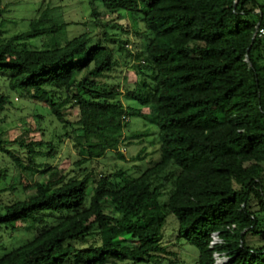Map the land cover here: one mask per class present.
<instances>
[{
    "label": "trees",
    "instance_id": "trees-1",
    "mask_svg": "<svg viewBox=\"0 0 264 264\" xmlns=\"http://www.w3.org/2000/svg\"><path fill=\"white\" fill-rule=\"evenodd\" d=\"M87 1L91 26L102 27L98 37L85 31L28 48L71 25L49 4L21 33L5 37L0 24V113L12 106L11 94L47 109L77 152L74 168L110 152L123 158L119 147L141 137L124 135L129 118H144L158 128L157 160L131 179L122 170L67 178L52 165L60 146L27 140L33 129L19 121L24 136L15 150L0 136V229L23 222L34 236L0 264H159L169 215L176 238L196 250L195 264H215L214 255L228 264H264V0ZM125 14L136 25L124 34L143 49L109 34ZM109 42L137 62L138 79L125 91L109 84L121 73ZM34 116L39 127L42 116ZM133 160L143 161L140 154ZM34 175L32 184L21 182ZM19 186L32 193L5 201L2 194L13 197Z\"/></svg>",
    "mask_w": 264,
    "mask_h": 264
},
{
    "label": "rangeland",
    "instance_id": "rangeland-1",
    "mask_svg": "<svg viewBox=\"0 0 264 264\" xmlns=\"http://www.w3.org/2000/svg\"><path fill=\"white\" fill-rule=\"evenodd\" d=\"M51 5L53 8L59 7L54 13L56 16H60L64 22L71 24L64 32L56 36L55 38H40L28 41L26 46L33 49H45L52 46L54 43L63 44L66 40L69 41L73 37L83 34L85 31H91V36L98 37L101 35L102 27H92L91 22L93 17L88 6L87 0H5V12L0 16V24H2L1 30L3 36L10 37L13 34H18L25 31L28 28L29 21L36 16V11L39 8L44 9L46 6ZM97 8L102 11V5L98 1ZM103 18H106L104 14ZM76 24V25H73ZM85 25V26H84ZM135 21L125 14L122 22L116 23L113 29H108L111 37L121 39L122 41H128V49L136 50L143 49L144 43L141 41H135L132 34L125 35V31L132 32ZM120 26L122 30L120 29ZM138 42V43H136ZM115 51L116 58L120 61V72L114 74L115 80H110V85H118L120 90L125 91L126 87H131L138 79L134 67L137 62H132L130 58L124 57L125 53H121L118 45L113 42H109L107 45ZM124 79V80H123ZM3 81L0 80V94L4 93ZM12 106H7L3 113H0V136L7 142L6 147L12 150L17 148L13 142L18 141L20 137H23V129L19 121L26 120L32 127L33 131L27 133L24 138L34 141H46L52 143L54 146H60L59 154L53 161V166H58V169L63 170L67 178L77 177L82 178L85 174L93 173L94 176H104L110 173H115L118 170H122L127 173L124 179H131L137 176L145 167H150L157 160V148L152 143L155 141L158 135V128L151 124L147 119L140 117L129 118L127 127L123 130L125 136L129 137L132 134H139V139L126 142V145L119 147V153L123 158H120L116 153H108L102 159L97 162H89L80 168H74L72 166L74 159L78 158L76 150L73 148V144L67 138H61L65 133L62 127L58 125L50 115L47 109H44L40 105L32 103L28 99H24L18 94H11ZM122 102L129 107L138 108L135 101L125 100L121 97ZM148 112V111H147ZM35 114L42 116L40 120V126L36 127ZM74 116L69 117V120H73ZM36 128H39L38 131ZM58 139L62 144L58 145ZM140 154L143 161H134L133 158ZM0 159V166L4 165ZM97 178V179H98ZM39 175H34L31 180L28 176H24L21 181L23 184H32L33 180H38ZM11 180L5 185L8 188L11 184ZM3 181H0V186ZM93 187V181L91 180L88 185V191L91 193ZM170 184H167L163 191L162 201H166L170 191ZM32 193L30 188H24L19 186V192L11 197V194L5 192L2 194L5 201L18 197L20 199ZM112 212L113 209H108ZM52 216L58 218V214ZM264 217V215H263ZM48 223L56 222V218L46 216ZM26 224L23 222H17L13 224V230L9 227H3L0 229V258L8 254L9 252L23 246L26 242L30 241L34 232L29 229L25 230ZM177 223L174 216L169 215L166 220V225L163 229V241L162 244L166 247V254H162L161 262L159 264H169L168 262H174V264H195L197 252L194 248L190 247L181 239L176 238ZM254 239L247 237L246 242H253ZM262 241V240H261ZM224 256H219L218 260L225 263L226 260H222ZM162 260H164L162 262ZM217 260V262H218Z\"/></svg>",
    "mask_w": 264,
    "mask_h": 264
},
{
    "label": "built area",
    "instance_id": "built-area-1",
    "mask_svg": "<svg viewBox=\"0 0 264 264\" xmlns=\"http://www.w3.org/2000/svg\"><path fill=\"white\" fill-rule=\"evenodd\" d=\"M258 32H259V34H260L261 36H264V30H259ZM217 242H218L217 237H214V236H213V242H212L211 244L214 245V244H216ZM214 259H215L216 264H217V260L219 259V256H218V255H214ZM222 260H225V259L223 258Z\"/></svg>",
    "mask_w": 264,
    "mask_h": 264
},
{
    "label": "bare ground",
    "instance_id": "bare-ground-1",
    "mask_svg": "<svg viewBox=\"0 0 264 264\" xmlns=\"http://www.w3.org/2000/svg\"><path fill=\"white\" fill-rule=\"evenodd\" d=\"M217 264H228V261L222 262L221 260H218Z\"/></svg>",
    "mask_w": 264,
    "mask_h": 264
},
{
    "label": "crops",
    "instance_id": "crops-1",
    "mask_svg": "<svg viewBox=\"0 0 264 264\" xmlns=\"http://www.w3.org/2000/svg\"><path fill=\"white\" fill-rule=\"evenodd\" d=\"M142 112H143L144 114H147V110H146V109H143Z\"/></svg>",
    "mask_w": 264,
    "mask_h": 264
},
{
    "label": "water",
    "instance_id": "water-1",
    "mask_svg": "<svg viewBox=\"0 0 264 264\" xmlns=\"http://www.w3.org/2000/svg\"><path fill=\"white\" fill-rule=\"evenodd\" d=\"M214 237H216V235H213ZM226 261H228L227 259H225Z\"/></svg>",
    "mask_w": 264,
    "mask_h": 264
},
{
    "label": "clouds",
    "instance_id": "clouds-1",
    "mask_svg": "<svg viewBox=\"0 0 264 264\" xmlns=\"http://www.w3.org/2000/svg\"><path fill=\"white\" fill-rule=\"evenodd\" d=\"M217 237V236H216ZM225 259V258H224ZM215 264H216V261H215Z\"/></svg>",
    "mask_w": 264,
    "mask_h": 264
}]
</instances>
